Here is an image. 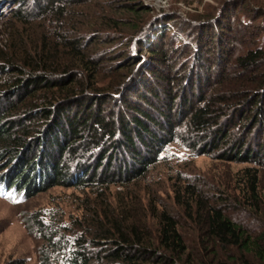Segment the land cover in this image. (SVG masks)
I'll return each mask as SVG.
<instances>
[{"label":"trees","instance_id":"16d2710c","mask_svg":"<svg viewBox=\"0 0 264 264\" xmlns=\"http://www.w3.org/2000/svg\"><path fill=\"white\" fill-rule=\"evenodd\" d=\"M241 3L245 14L224 7L177 30L144 0H17L0 46V196H95L69 229L36 219L42 264H264V7ZM173 146L193 158L223 146L256 168L234 195L177 174L161 205L142 183L176 160Z\"/></svg>","mask_w":264,"mask_h":264},{"label":"rangeland","instance_id":"374dc122","mask_svg":"<svg viewBox=\"0 0 264 264\" xmlns=\"http://www.w3.org/2000/svg\"><path fill=\"white\" fill-rule=\"evenodd\" d=\"M243 1L246 0H144L153 9L151 16L155 18L160 16L173 18L170 23L176 26L177 30H179L181 19L188 21L190 24H197L201 22L200 20L205 15L216 17L218 11L224 9V7L229 12L238 8L240 13L245 14L243 8H241V2ZM256 1L258 3L255 4L253 0H247L252 8L257 4L264 7V0ZM0 3L1 46L7 42L10 33L17 25L13 15L18 8V4L17 0ZM256 8L261 9L262 7L257 6ZM262 10L264 11V8ZM30 11H35V8L31 7ZM234 34L236 35V32ZM107 47L112 49L110 54L114 56L108 58L109 61L104 66L108 67L112 66V63L116 64L114 71L112 70L113 72L108 71L104 76L102 75L104 80L110 83L112 76H116V71L119 69L117 64L123 62L118 60L120 59L119 54L123 51V46L117 43ZM146 56L148 54L144 52L142 57L145 58ZM106 105L109 108L108 103ZM79 139L78 145L85 144L84 139ZM252 141L254 143L256 139L252 138ZM136 144L140 147L139 143ZM222 147L219 151L210 152V155H200L193 158L184 149L173 146L170 153L176 156V160L167 166L153 169L142 183L143 191L147 195L146 199H155L161 205H171L175 196L174 187L177 183V174L180 173L187 179L201 182L210 190L209 192L219 189L229 195L237 194V181L245 177L246 169L256 167L252 164L232 162L228 158H224V160L222 154L226 152L228 157L229 154L226 151L227 149ZM255 147L254 145L253 148L255 149ZM121 152L118 154L117 163L115 162L116 167L119 166L124 157L128 156L124 151ZM126 159L130 160L128 157ZM4 165L6 166V163H0V176L8 172V168L5 169ZM10 166L11 164L8 167ZM74 172L75 169L72 173L73 176ZM29 173L32 175L31 172H28V175ZM5 184L7 183L4 181L0 185L1 191L4 190ZM261 187L264 189V173L261 176ZM118 189V184L111 187L108 194L111 199L115 198ZM94 198L95 196L90 190L83 192L73 187L61 186L38 191L32 193V195H25V192H21L17 194L14 201L0 196V264H8L13 261H22L23 264H42L40 251L46 240L45 235L38 227L36 219L39 218L46 225L63 219L65 226L69 229L71 228L72 219L81 214L80 209L83 208L84 202L87 200L92 201Z\"/></svg>","mask_w":264,"mask_h":264}]
</instances>
